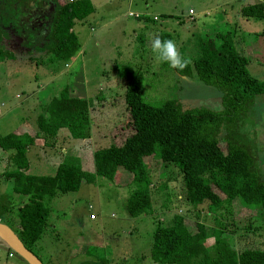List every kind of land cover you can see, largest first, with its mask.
Masks as SVG:
<instances>
[{
  "label": "rangeland",
  "instance_id": "obj_1",
  "mask_svg": "<svg viewBox=\"0 0 264 264\" xmlns=\"http://www.w3.org/2000/svg\"><path fill=\"white\" fill-rule=\"evenodd\" d=\"M246 2L249 0H91L92 11L72 26L78 40L74 57L51 62L41 47L53 2H0L2 45L12 53L11 58H0V134L34 126L39 102L69 84L78 85L81 94H87L92 102V137L68 139L64 136L66 129L61 127L53 146L46 147L39 141L29 146L28 170L51 174L62 155L78 152L83 156L110 141L121 142L132 129L122 104L123 74L130 68L143 71L142 94L149 103L175 98L183 108H219V89L195 75L180 76L167 63H161L151 50V39L159 36L174 40L180 53L187 55L196 50L198 35L228 31L235 47L247 54L249 73L264 81L262 40V47L260 41H254L245 48L264 22L240 12ZM188 8L193 11L191 16ZM205 17L207 25L202 22ZM241 129L252 143L264 173V93L257 95ZM4 158L0 157V217L14 230L16 206L24 196L15 194L10 181L3 178ZM143 160L154 176L149 208L129 216L124 199L133 185H117L116 178L97 175L77 190L42 198L48 214L40 238L31 246L32 252L44 264H77L94 258L108 264H159L149 256L151 233L156 220L166 221L175 212L191 222H203L208 229L216 220L227 224L231 232L224 235L236 249L261 245L262 226L256 213L235 199L231 204L232 223L223 208L212 209L206 200L191 205L182 197L176 166L161 163L157 150ZM212 240L208 235L206 245ZM0 264L28 263L0 241Z\"/></svg>",
  "mask_w": 264,
  "mask_h": 264
},
{
  "label": "trees",
  "instance_id": "obj_2",
  "mask_svg": "<svg viewBox=\"0 0 264 264\" xmlns=\"http://www.w3.org/2000/svg\"><path fill=\"white\" fill-rule=\"evenodd\" d=\"M46 1L53 5L44 28L45 43L35 47L45 50L50 62L66 61L78 46L72 26L92 11V4L90 0ZM0 2L4 5L6 0ZM240 12L264 22V0L243 3ZM260 34L264 48V27ZM196 44L191 54H181L190 58L191 64L183 72L172 69L180 76L195 75L202 82L216 86L220 91L217 109L183 108L175 98L149 103L142 94L143 71L130 68L123 74L122 104L132 129L121 142L110 141L83 156L78 152L62 155L51 174L28 170V147L37 141L46 147L53 146L61 127L66 129L65 138L88 140L90 137L92 102L87 94H81L78 85L69 84H64L45 102H39L34 126L0 134V157L5 156L1 174L10 181L15 194L24 196L16 206L13 228L25 247L32 251L31 246L45 226L48 207L42 198L77 190L81 183L93 182L97 175L109 180L118 176V185L132 184L124 199L126 213L136 216L145 211L151 205L154 176L150 175L143 157L157 150L161 163L177 167L182 197L188 203L197 205L206 200L212 209L223 208L234 223L231 204L236 199L242 207L257 214L263 234L259 247L236 249L224 235L231 232L227 224L216 220L208 229L203 222H191L175 212L166 221H155L149 247L152 261L264 264V173L252 143L241 129L257 95L264 93V81L249 73L248 56L235 47L228 31L198 35ZM11 55L3 47L0 33V58ZM208 235L213 239L210 245L205 243ZM94 259H83L77 264H104L103 260Z\"/></svg>",
  "mask_w": 264,
  "mask_h": 264
},
{
  "label": "clouds",
  "instance_id": "obj_3",
  "mask_svg": "<svg viewBox=\"0 0 264 264\" xmlns=\"http://www.w3.org/2000/svg\"><path fill=\"white\" fill-rule=\"evenodd\" d=\"M151 50L157 60L181 72L191 64L190 58L181 55L174 40H162L159 36L151 39Z\"/></svg>",
  "mask_w": 264,
  "mask_h": 264
},
{
  "label": "water",
  "instance_id": "obj_4",
  "mask_svg": "<svg viewBox=\"0 0 264 264\" xmlns=\"http://www.w3.org/2000/svg\"><path fill=\"white\" fill-rule=\"evenodd\" d=\"M0 241L16 252L28 264H43L37 255L24 246L14 230L2 221H0Z\"/></svg>",
  "mask_w": 264,
  "mask_h": 264
},
{
  "label": "crops",
  "instance_id": "obj_5",
  "mask_svg": "<svg viewBox=\"0 0 264 264\" xmlns=\"http://www.w3.org/2000/svg\"><path fill=\"white\" fill-rule=\"evenodd\" d=\"M91 1V0H90ZM245 1V0H244ZM253 1H256V0H249V2H253ZM189 9V8H188ZM206 14H211V12L210 11H206L205 12ZM128 14H129V12H128ZM193 14V13H192ZM153 16H156V15H153ZM153 16H152V19H154L153 18ZM157 17V16H156ZM190 18H193V17H190ZM206 18V17H205ZM155 19H157V18H155ZM194 19V18H193ZM192 19V20H193ZM254 19V18H253ZM202 22H204V24L206 25V24H208L209 23V20L206 18V19H204V20H202ZM264 27V26H263ZM263 29V28H262ZM261 29V30H262ZM261 30L259 31V32H257L256 33V35L254 36V38H253V40H251V41H249L248 43H245V48H247L248 47V45H250V44H252L254 41H256V42H258V41H260V45H261V40H262V36L261 35H259L260 34V32H261ZM257 34H258V36H257ZM260 37H261V39H260ZM261 47H262V45H261ZM248 51V50H247ZM247 55V54H246ZM74 57V55H71L70 56V58H73ZM16 94V93H15ZM93 130H95L93 127H92V123H91V134H90V137H92V134H93ZM66 133V132H65ZM66 137H68V136H66ZM80 141H82V140H80ZM32 146V145H31ZM30 146V147H31ZM61 147H63V145L61 146ZM28 149H29V147H28ZM28 149H27V151H28ZM93 149V148H92ZM61 150L63 151V150H65L64 148H61ZM61 150H60V152H61ZM58 162V161H57ZM56 162V163H57ZM55 163V164H56ZM29 168V167H28ZM116 179H117V183H118V176H116L115 177ZM115 178H113V179H115ZM118 185V184H117ZM0 221H2V222H4V223H6L7 224V221L6 220H2V218L0 217Z\"/></svg>",
  "mask_w": 264,
  "mask_h": 264
},
{
  "label": "built area",
  "instance_id": "obj_6",
  "mask_svg": "<svg viewBox=\"0 0 264 264\" xmlns=\"http://www.w3.org/2000/svg\"><path fill=\"white\" fill-rule=\"evenodd\" d=\"M192 13H193V11H192V9L191 8H189L188 9V14L191 16L192 15ZM130 14V13H129ZM138 14H135L134 16H137ZM155 18V17H154ZM7 255H10V253L9 252H7Z\"/></svg>",
  "mask_w": 264,
  "mask_h": 264
},
{
  "label": "flooded vegetation",
  "instance_id": "obj_7",
  "mask_svg": "<svg viewBox=\"0 0 264 264\" xmlns=\"http://www.w3.org/2000/svg\"><path fill=\"white\" fill-rule=\"evenodd\" d=\"M100 263V262H99ZM101 264V263H100ZM104 264H108V262H104Z\"/></svg>",
  "mask_w": 264,
  "mask_h": 264
}]
</instances>
